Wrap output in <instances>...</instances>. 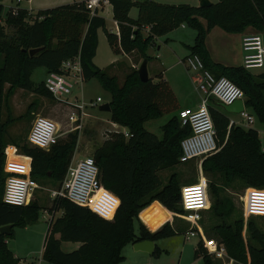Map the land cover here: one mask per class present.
I'll list each match as a JSON object with an SVG mask.
<instances>
[{"label": "trees", "instance_id": "obj_1", "mask_svg": "<svg viewBox=\"0 0 264 264\" xmlns=\"http://www.w3.org/2000/svg\"><path fill=\"white\" fill-rule=\"evenodd\" d=\"M107 1L117 34L106 31L104 19L96 11L90 14L82 1L38 9L31 20H27L25 9H17L16 14L8 10L2 17L0 3V226L11 225L8 234H0V264H19L20 258L7 248L5 238L13 226L34 222L42 209L34 199L22 206L1 201L4 148L7 144L13 145L25 156L26 162V157L29 158L28 175L35 182L51 178L57 188L63 180L78 133L77 130L66 133L47 150L30 146L7 135L6 127L13 118L6 110L2 119V107L15 87L51 99L41 81L35 83L30 79L32 71L43 68L45 72H57L62 60L74 56L78 57L82 80L94 78L109 93L108 120L126 129V137L118 131L107 132V137L92 153L99 183L117 198L118 204L108 220L64 197L51 199L49 206H43L45 211L49 214L59 211L60 215L48 219L41 259L47 264H115L123 258L120 250L125 243L153 241L174 234L171 224L163 222L168 219L167 211L182 212L175 173L169 174L162 183L156 172L179 163V142L189 134V127L179 123L174 113L178 109L176 98L166 81L152 82L148 78L141 82L136 69L128 68L118 83L113 68L121 69L120 64L105 68L93 64L97 29L103 31L113 53L135 51L147 61L149 57L145 50L154 37L166 34L180 24L191 28L195 33L192 44L186 46L188 54H196L203 68L215 77L223 76L240 88L246 109L264 128V71L251 73L241 65L213 62L204 46V36L214 26L227 33H242L246 29L263 31L264 0H216L205 7L153 0ZM131 7L137 11L134 19L128 16ZM144 27L147 31L143 34ZM32 49L36 50L29 54ZM211 102L213 100L209 98L207 109L218 150L201 160V171L212 174L213 178L222 175L226 183L238 179L250 188H264V137L260 141L252 127L228 125L226 115L214 109ZM163 113H170V116L159 126L160 137H157L147 131L143 123ZM215 181L211 179L207 184V190L210 188L214 194ZM101 193H96L90 207L109 217L117 200ZM151 200L158 201L165 209L157 202L149 204ZM217 206L221 211L219 215L228 217L231 207L213 200L212 209ZM132 217L138 220L137 235L131 230ZM240 224V220L220 223L213 231L236 264L246 261L264 264V244L259 231L248 220L250 241L244 244ZM62 241L77 242L78 245L64 252L59 247ZM197 255L203 264H219L205 252L200 241L193 249V257Z\"/></svg>", "mask_w": 264, "mask_h": 264}, {"label": "rangeland", "instance_id": "obj_2", "mask_svg": "<svg viewBox=\"0 0 264 264\" xmlns=\"http://www.w3.org/2000/svg\"><path fill=\"white\" fill-rule=\"evenodd\" d=\"M69 1L71 0H32L30 6L32 7V9L36 5H46L48 7H54L60 4H65ZM215 1L216 0H213V2ZM23 2L24 1L21 0V2L17 4V6H23ZM0 3L3 5L2 17L4 16L8 5L11 7L16 5L15 0H0ZM197 3L198 2H196L195 5H197ZM35 11L33 9L32 13L27 15V20H31L33 18L32 16ZM186 31L192 32L194 34V30H192L191 28H186ZM6 32L9 33L10 31L6 29ZM248 32L258 33L262 39V45L264 47V30L261 32H256L249 29ZM160 36H157L159 37L157 41L153 39L151 45L148 46L153 53H156V46L160 44V40L161 42L163 40V38ZM209 36L213 35L211 34ZM176 37L175 39H177ZM212 39L213 41H215V36H213ZM178 45L184 48L181 44L178 43V40H176L175 44L172 45L175 46V51L177 50ZM109 52L113 53L111 49H109L107 42L100 31L97 51V61L99 65L103 66L107 63V60L110 56ZM114 56H116L118 62L123 61V63H127V60L124 56H121L117 53H114ZM138 60L139 59L137 55H132V63H134L135 65H139V63H137ZM103 67L105 68V66ZM123 68V71L119 70V72H116L118 83H121L124 71L132 67H127L126 65H124ZM111 72L114 73L113 71ZM169 72L172 73L173 77L177 76L180 80L178 88H174V91L177 96L175 97L177 105L178 103L181 105L185 99V93L189 91L188 87L192 88L193 86V84L189 82L187 76L191 77L192 75L193 77L194 75L189 70L186 71L181 65L173 67ZM44 73L45 71L43 68H36L32 71L30 79L35 83L42 81ZM150 76H152V72H150ZM192 92L193 93L188 97L194 99V97H196L195 94L198 93L194 90ZM74 96L77 99L76 103H79L80 99L85 103L89 100L94 101L96 97H99L100 99V102H97L92 107L87 105L83 110L85 114L81 118V127L77 130L78 133L71 159H77L84 156L92 157L93 151L98 148L102 141L107 137V132L121 130V128L117 124H115V126L110 124L107 113L98 110V106L108 102L110 96L107 91L100 87L96 79L91 78L89 80H82L80 84L74 85L71 90V94L67 98V102L70 104H74ZM211 99L213 100V102L210 103L211 106L214 109L224 113L225 111L217 104V101L213 98ZM183 106L192 107L193 105L192 103H186ZM6 110H8L11 118H13V121L6 127L7 135L16 141L18 140L19 142L26 143L25 137L35 115L48 117L57 123L59 134L58 139L64 138L66 133L68 132L75 131H69L70 125L67 121V115L73 109L71 108V106H67L63 102H58L53 98H46L41 95H37L15 87L12 88L11 92L7 95L5 106L2 107V119H4L6 115ZM176 110L174 111V113L176 112ZM169 116L170 113H163L156 119L145 121L143 126L147 131L155 134L156 136H160L159 126L163 124ZM226 117L233 120L239 119L238 115L236 114H226ZM250 127L254 128L257 131L258 139L262 141L264 136L263 126L259 122H257L256 119H254ZM123 129L126 130L124 127ZM5 149L6 148H4V150ZM11 153V149L7 148L8 157L6 161V168H12L13 170L25 172V158L13 157ZM198 164H200V159L195 158L186 163H178L174 167L169 169L158 170L156 173L161 179L162 183L165 182L169 174L175 173V181L177 187L179 188L184 184L196 182V179L199 176L197 171ZM201 175L206 178L207 182H209L211 179L216 180L215 194L211 192L210 188L207 190L206 204L208 205L207 207H205V210L199 212V223L204 238L212 239L216 242V245L223 246V244L219 241V238L214 233L213 227L220 223H232L234 220H240V236L243 243L246 244L248 241H250L248 239L249 233L247 230V222L248 220H250L252 225L259 231L261 242L264 244V217L255 216L244 219L242 217L241 203V197L245 192L243 197L245 212H264V188H260L262 190L254 191L248 189L250 187L246 186L238 179H234L229 183H226L223 181L221 177L222 175L220 174V177L213 178L212 174L204 173L201 171ZM214 175L217 176L218 174L216 173ZM36 184L38 188L33 190L32 195L27 201L28 203L29 201L34 199L40 206H42V209L37 214L36 220L34 222H28L22 225L13 226L10 231V235L5 238L7 248L11 252H13L16 257L20 258L22 264H47L41 259V248L46 234L48 219H54L55 217L60 215L59 211L52 214L43 211L45 210L43 206L47 207L51 203V199L48 195V190L55 189L57 183L53 182L51 178H47L41 179L40 182L36 181ZM213 200H217V202H223L231 207L228 217L224 216L223 214L219 215L221 211L219 210L218 206L212 209L211 206ZM152 202H157L160 206L163 207V205L156 200H151L149 204H151ZM167 212L169 215L168 219H166L163 223L168 222L169 224H171L174 234L153 240L152 244L153 250L155 251L154 253L134 250L132 247L133 242L125 243L120 250V254L123 258L115 264H203L200 256L197 255L196 257H193V249L199 238L197 236H192L185 239L186 235L184 233L188 230L189 224L184 219V213L169 211ZM139 221L141 222L140 219ZM147 229L150 230L149 228ZM131 230L134 235H137L138 220L136 217H132L131 219ZM54 236H56V234H54ZM77 245V242L62 241L60 242L59 247L62 251L65 252L76 248ZM209 256L219 264H236L235 261L226 254V252L225 257H223L222 260L216 258L214 255ZM229 259H231V261ZM243 264H249V262L246 261Z\"/></svg>", "mask_w": 264, "mask_h": 264}, {"label": "built area", "instance_id": "obj_3", "mask_svg": "<svg viewBox=\"0 0 264 264\" xmlns=\"http://www.w3.org/2000/svg\"><path fill=\"white\" fill-rule=\"evenodd\" d=\"M15 1L18 2L19 0ZM75 1H82L90 14H93L108 2L107 0ZM16 10L17 8H10L9 12L16 14ZM240 47L242 51L241 66L251 73L263 72L264 48L259 34L251 32L242 34ZM184 63L187 70L197 75L194 89L198 93L199 99L196 106L181 107L175 112L179 123L181 125H188L189 127V134L179 142L180 154L178 156V162L180 164L195 158H199L201 162L204 157L218 150L215 140V129L207 109L209 98H213L218 103L225 105L235 100L242 101V110L236 114L239 119H228V125L234 124L246 128L250 127L254 120L252 114L249 113L244 105V95L241 89L234 83L223 76L215 77L208 70L204 69L200 58L196 54H188L184 58ZM81 81V70L77 56L62 60L58 66V71L45 72L41 81L45 90L54 100L63 102L73 109L67 115V121L70 125L69 131L80 129L81 118L85 114L83 110L87 105L92 107L97 102H100L99 97H96L94 101L89 100L85 103L80 99V102L76 103L77 99L75 96L74 104L67 102L73 86L80 84ZM115 131L121 132L125 137L127 136L126 130L123 127L121 130ZM58 135L57 123L54 120L35 115L26 134L25 141L30 146L47 150L51 145L56 143ZM197 171L199 176L196 182L184 184L179 187V204L184 213V219L189 224L188 230L184 233L186 235L185 239L197 236L199 238L197 242H201V245L208 255H214L216 258L222 260L225 257L223 246L216 245V242L212 239L204 238L200 228L199 212L206 209L208 182L201 175L200 164L197 166ZM37 188L36 182L28 175V172L27 174L21 172L10 174L4 179L1 201L9 205H25L33 190ZM248 189L254 191L262 190L254 188ZM99 191L102 192L101 195H106L117 200L109 191L103 190V187L97 179V167L94 164L93 158L91 156H84L69 161L60 185L55 189L48 190V195L50 199L58 196L64 197L71 203L87 207L100 217L109 220L118 204V200L110 216L104 217L90 207L96 193ZM244 194L245 192L241 197L242 215L245 218L252 215L264 216V212H245L243 204ZM229 260L231 261V259Z\"/></svg>", "mask_w": 264, "mask_h": 264}, {"label": "crops", "instance_id": "obj_4", "mask_svg": "<svg viewBox=\"0 0 264 264\" xmlns=\"http://www.w3.org/2000/svg\"><path fill=\"white\" fill-rule=\"evenodd\" d=\"M23 1H24L23 2L24 4L21 7L17 6V4L19 2H21V0H19L18 2L15 1L16 5H14L13 7L8 5L5 12H7L10 8H17V9H25L29 15L32 13L33 9L35 11L38 9L48 8V6H46V5H36L32 9V7L30 6V4L32 3V0H29V1L23 0ZM72 1H75V0H71L67 3H70ZM153 1L158 2V3H169V4L186 3V4H190V5H195L196 2H198L199 0H153ZM208 1L210 3H214L213 0H208ZM197 5H198V3H197ZM96 13H97V15L101 16L104 19V27H105L106 31L117 34V26H116V23L111 18V9H110V5L108 4V2L105 3L104 5H102L101 8H99L96 11ZM136 14H137V11L134 7H131L128 10V16L130 18L134 19L136 17ZM200 22H201V24H204L203 19H200ZM186 28H188V27L185 26L184 24H180L175 29L167 32L166 34H164L162 36H160L163 38V40H162V42L160 40V44H158L156 46V48H155L156 53H153L152 50L149 49V47L146 48V50H145L146 56L149 57V59L146 62V70H147L148 78H150L152 82H155L156 80L166 81L167 84L169 85L172 93L175 95V97H177V96L175 94L174 88H178L180 80L177 76L173 77L172 73H170L169 71H170V69H172L173 67H176L178 65H181L187 71L185 63H184V58L188 55V50H187L186 46L192 44L194 34L192 32H187ZM248 30L249 29H246L242 33H227L217 26L212 27L209 31L206 32V34L204 36V46L208 52L210 59L213 62L222 64V65H226V66L241 65L242 51H241V47H240V38H241L242 34L250 33V32H248ZM100 31L103 34V37L105 38L103 31L101 29H97V31H96L97 44H96L95 54L92 58L93 64L99 68H104L103 66L106 67L110 64L118 63L120 65H123V66L126 65L127 67H132V68L136 69L138 65H135L134 63H132V61H131L132 55L135 54L138 56L139 60L137 63H140L142 58L135 51H132L128 54H124V53H120V52L117 53L121 56H124L125 59L127 60V63H123V61L118 62V59H116V56H114V53L109 52L110 56L107 60V63L103 66L99 65V63L97 61V51H98L99 32ZM146 31H147V27H144V29L142 30L143 34ZM219 31H222V32H219ZM174 33L177 35V37ZM222 33H225V34H222ZM211 34L213 36H215V38H216L215 41H213V39H212L213 36H209ZM175 37L177 39H175ZM158 38L159 37H155L154 39L157 41ZM176 40H178V43L181 44L184 48H182L180 45H178L177 46L178 48L175 51V46H172V45L175 44ZM261 43H262V39H261ZM108 47H109V45H108ZM109 49H111V48L109 47ZM123 66H120L121 69H116V67L113 69H115L116 72H119V70L123 71L124 70ZM150 72H152V76H150ZM260 72H262V71H260ZM193 75H194L193 77H192V75H191V77L187 76L189 82L191 84H193V86H192L193 89L188 87L189 91L187 93H185V97H184L185 99L182 102V104L180 105L178 103V108L186 107V106H183L186 103H192L193 107L196 106L198 103V99H199L198 94H195L196 97H194V99H191L188 97L193 93L192 92L193 90L195 91L194 87H195V84L197 81V75L195 73H193ZM224 113L233 114V113H227V112H224ZM107 115H108V113H107ZM253 118H254V116H253ZM110 124L115 126V124L112 122H110ZM157 137H160V136H157ZM5 148L6 149L3 151L4 152V159H3V164H2V171L4 173V179L6 176H8L10 174H15V173L20 172L17 170H13L12 168H6V161H7V157H8L7 148L11 149V151H12L11 155L13 157L25 158L22 154H20L16 151V148L13 145H7ZM28 167H29V158H27V162H26V171L21 172V173L27 174ZM43 211H45V210H43ZM242 217L244 219H246L249 217H255V215L248 216L246 218L242 215ZM13 255H14V253H13ZM19 264H22L21 260L19 261Z\"/></svg>", "mask_w": 264, "mask_h": 264}, {"label": "water", "instance_id": "obj_5", "mask_svg": "<svg viewBox=\"0 0 264 264\" xmlns=\"http://www.w3.org/2000/svg\"><path fill=\"white\" fill-rule=\"evenodd\" d=\"M209 4L210 2L208 0L198 1V6L200 7H205V6H208ZM35 50L36 49H32V50H29L28 52L29 54H32ZM146 62L147 61L145 59H142L136 68L137 77L141 82H145L148 79L147 70H146ZM218 104L227 113L237 114L242 110L241 100H235L227 105L221 104V103H218ZM98 110L101 112L108 113L109 112L108 102L99 105ZM10 228H11L10 224H5V225L0 226V234H8ZM132 247L134 250L144 251V252H149V253H151L153 250V244H152V241L150 240L135 241L132 243Z\"/></svg>", "mask_w": 264, "mask_h": 264}]
</instances>
